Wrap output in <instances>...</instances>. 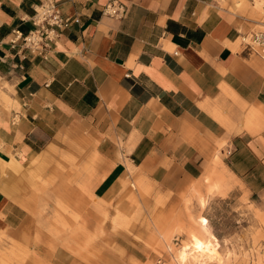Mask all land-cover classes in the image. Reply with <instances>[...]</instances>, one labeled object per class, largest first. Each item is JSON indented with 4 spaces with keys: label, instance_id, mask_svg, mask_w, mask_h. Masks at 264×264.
<instances>
[{
    "label": "crops",
    "instance_id": "crops-1",
    "mask_svg": "<svg viewBox=\"0 0 264 264\" xmlns=\"http://www.w3.org/2000/svg\"><path fill=\"white\" fill-rule=\"evenodd\" d=\"M41 1L0 0V168L47 159L33 176L46 183L61 163L62 190L83 184L127 215L140 188L176 199L222 174L229 194L264 168V56L242 41L264 32V0H56L74 22L33 51L23 36ZM114 1L120 18L105 13ZM33 177L0 173V262L28 245L43 264H83L45 255ZM127 243L144 262L145 242Z\"/></svg>",
    "mask_w": 264,
    "mask_h": 264
},
{
    "label": "rangeland",
    "instance_id": "rangeland-1",
    "mask_svg": "<svg viewBox=\"0 0 264 264\" xmlns=\"http://www.w3.org/2000/svg\"><path fill=\"white\" fill-rule=\"evenodd\" d=\"M46 160L23 168L20 161L12 158L2 163L0 173L8 177L23 174L33 177ZM15 161L18 170L15 166L10 168V163ZM94 161L85 169L75 166L77 177H82L84 170L91 175L98 164ZM56 167L57 170L54 168L53 171L59 174L54 180L43 182L44 172L27 183L33 194L28 199L39 210L33 214L39 219L41 236L47 242L48 253L45 255L49 259H53L60 249V253L64 252L83 264H181L179 252L187 249L190 258L185 264H264L262 166L254 165L248 182L238 181L237 187L229 194L227 180L222 174H217L212 183L207 182L204 191L197 185L186 193H180L176 199L172 192L165 197L151 186L140 188L141 195L133 199L137 208L128 215L114 212L117 207H112L111 203L106 205V210L103 197L91 193L90 188V194L96 196L94 200L83 184L77 185L78 191L75 192L62 190L63 184L67 185L68 181L59 179L63 172L68 171L67 166L59 163ZM70 183L76 185L77 182ZM126 184L127 181L122 187ZM137 186L141 187L138 183ZM10 193L8 191L7 195L10 196ZM13 194L12 191L11 198L29 208L26 205L28 202L24 203L23 199ZM209 194L218 195L209 197ZM127 234L128 237L124 238ZM212 235L217 241H213ZM177 237L180 244L176 246L174 239ZM210 239L214 242L217 260H209L205 254H200L199 241ZM40 240L37 237V242ZM133 240L145 242L142 246L148 253L144 262L132 258L135 250L127 242ZM37 252V248L30 250L28 245H16L1 259L0 264H43L37 259Z\"/></svg>",
    "mask_w": 264,
    "mask_h": 264
},
{
    "label": "built area",
    "instance_id": "built-area-1",
    "mask_svg": "<svg viewBox=\"0 0 264 264\" xmlns=\"http://www.w3.org/2000/svg\"><path fill=\"white\" fill-rule=\"evenodd\" d=\"M105 13L120 18L125 14V7L114 1L106 6ZM31 21L35 28L23 36V41L27 48L37 51L49 47L51 42L58 36L59 31L70 27L74 19L63 15L56 0H42L38 4ZM18 34L21 35L20 32ZM242 41L247 46L260 51L264 56V32L247 33L242 36ZM174 241L176 245H179V237L175 238ZM161 262L160 259L159 263Z\"/></svg>",
    "mask_w": 264,
    "mask_h": 264
},
{
    "label": "bare ground",
    "instance_id": "bare-ground-1",
    "mask_svg": "<svg viewBox=\"0 0 264 264\" xmlns=\"http://www.w3.org/2000/svg\"><path fill=\"white\" fill-rule=\"evenodd\" d=\"M211 237H212L213 241H217V238L214 235H212ZM212 239L207 240L205 242L204 241H199V244H198L199 245V249H200V254H205L206 257L209 260L216 259V257H218L217 253L213 249V247L215 245H214V242L212 241ZM178 244H180V243H178ZM174 245H176L175 241H174ZM168 250H169V252L171 253V256H172L173 253L171 251V248L169 247ZM198 257H199V254H198ZM178 258H179V261H180L181 264H185L186 262H188V260L190 258V253L188 252L187 249L180 250ZM206 263L207 262H204V264H206Z\"/></svg>",
    "mask_w": 264,
    "mask_h": 264
}]
</instances>
